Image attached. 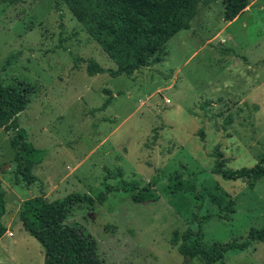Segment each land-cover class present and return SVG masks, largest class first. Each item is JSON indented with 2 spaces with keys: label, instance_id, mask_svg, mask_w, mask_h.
Masks as SVG:
<instances>
[{
  "label": "rangeland",
  "instance_id": "1",
  "mask_svg": "<svg viewBox=\"0 0 264 264\" xmlns=\"http://www.w3.org/2000/svg\"><path fill=\"white\" fill-rule=\"evenodd\" d=\"M165 50L162 61L131 76L89 75L83 60L116 64L62 0L0 2V80L27 90L18 120L45 152L32 168L38 181L26 185L13 172V132L0 128V264H43L42 245L17 216L26 198L96 194L121 179L153 185L159 196L135 202L113 190L66 220L94 237L103 264H185L173 233L199 223L207 246L240 242L264 227V174L252 186L210 174L216 150L230 169L264 155V0H248L234 21L224 19L222 0L200 5ZM176 175L194 179L197 191L165 194ZM208 191L221 206L233 200L234 211L218 217ZM189 264L204 261L196 256ZM214 264H264V241L228 250Z\"/></svg>",
  "mask_w": 264,
  "mask_h": 264
},
{
  "label": "trees",
  "instance_id": "2",
  "mask_svg": "<svg viewBox=\"0 0 264 264\" xmlns=\"http://www.w3.org/2000/svg\"><path fill=\"white\" fill-rule=\"evenodd\" d=\"M15 2L16 0H0ZM215 0H62L70 12L82 22L83 29L96 40L103 51L113 60L116 68H104L93 59L83 60L89 75L108 72L112 76H131L141 67L154 65L164 59L166 42L182 29H189L200 5H209ZM224 19L234 21L245 10L248 0H222ZM108 92V91H107ZM27 90L17 84H3L0 80V128L12 131L9 142L15 162L14 174L26 185L38 181L32 173L34 165L42 162L45 152L28 140L18 116L28 104ZM110 103L108 97L99 109ZM210 174L226 180L247 179L250 186L264 174V155L251 167L230 169L225 167V158L214 151ZM121 176L120 170L117 171ZM108 175H106L107 177ZM130 192L133 201L147 202L158 198L155 187H140L137 180L121 179L117 185L105 184L96 194L72 192L63 198L48 200L43 195H34L22 201L18 218L24 229L42 245L43 264H103L97 242L79 223H66L74 208L83 204L102 203L113 190ZM179 190L197 191L194 179L176 175L162 187L165 194ZM210 203L218 217L226 218L234 211V201L221 206V198L207 192ZM5 191L0 188V238L6 231L1 218L5 214ZM195 217V215H194ZM204 231L199 223L188 227L181 234L174 231L172 245L176 246L189 264L200 256L204 264L220 261L228 250H247L254 242L264 241V227L250 229L240 242L204 243Z\"/></svg>",
  "mask_w": 264,
  "mask_h": 264
},
{
  "label": "crops",
  "instance_id": "3",
  "mask_svg": "<svg viewBox=\"0 0 264 264\" xmlns=\"http://www.w3.org/2000/svg\"><path fill=\"white\" fill-rule=\"evenodd\" d=\"M7 233H9V232H7ZM6 234V232L4 233V235ZM12 234V233H11Z\"/></svg>",
  "mask_w": 264,
  "mask_h": 264
}]
</instances>
